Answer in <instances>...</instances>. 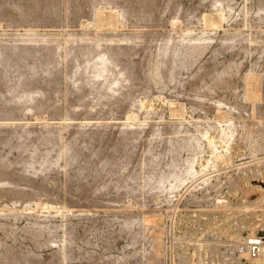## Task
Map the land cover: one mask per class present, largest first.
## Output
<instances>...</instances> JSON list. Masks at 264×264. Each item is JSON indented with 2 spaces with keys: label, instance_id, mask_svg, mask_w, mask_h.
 <instances>
[{
  "label": "rangeland",
  "instance_id": "rangeland-1",
  "mask_svg": "<svg viewBox=\"0 0 264 264\" xmlns=\"http://www.w3.org/2000/svg\"><path fill=\"white\" fill-rule=\"evenodd\" d=\"M1 53L0 264H257L264 0H0Z\"/></svg>",
  "mask_w": 264,
  "mask_h": 264
},
{
  "label": "built area",
  "instance_id": "built-area-1",
  "mask_svg": "<svg viewBox=\"0 0 264 264\" xmlns=\"http://www.w3.org/2000/svg\"><path fill=\"white\" fill-rule=\"evenodd\" d=\"M241 248L252 262L264 264V234L256 233L247 236Z\"/></svg>",
  "mask_w": 264,
  "mask_h": 264
},
{
  "label": "bare ground",
  "instance_id": "bare-ground-1",
  "mask_svg": "<svg viewBox=\"0 0 264 264\" xmlns=\"http://www.w3.org/2000/svg\"><path fill=\"white\" fill-rule=\"evenodd\" d=\"M19 5H20V4H19ZM21 8H22V7H21ZM167 48H168V47H167ZM181 48H182V47H181ZM178 49H179V48H178ZM178 49L173 50V55H174L175 58H176V57H181V54H180V53H181V52H180L181 49H180V51H179ZM186 49H187V48H186ZM186 49H185V50H186ZM21 50H22V49H21ZM2 51H3V50H2ZM5 51H6V50H5ZM17 51H18V50H17ZM42 51H43V50H42ZM165 51H166V50H165ZM182 51H183V50H182ZM45 52H46V51H45ZM168 52H169V51H168ZM185 52H186V51H184L183 53H185ZM2 53H3V52H2ZM2 53H1L0 55H2ZM14 53H15V52H14ZM20 53H21V52H20ZM39 53H40V51H39ZM109 53H110V52H109ZM165 53H167V52H165ZM3 54H4V53H3ZM87 54H88V53H87ZM168 54H169V53H168ZM6 55H7V54H6ZM14 56H15V55H14ZM20 56H22V55H20ZM31 56H32V55H31ZM110 56H112V54H111ZM183 56H186V55L183 54L182 57H183ZM2 57H3V55H2ZM39 57H40V56H39ZM3 58H4V57H3ZM5 58H6V57H5ZM7 58H8V56H7ZM17 58H18V57H17ZM102 58H103V56H102ZM107 58H108V56H107ZM9 59H10V57H9ZM104 59H106V58L104 57ZM10 60H12V59H10ZM26 60H27V59H26ZM36 60H37V59H36ZM39 60H40V59H39ZM48 60H49V59H48ZM1 61H2V59H1ZM4 61H6V60H4ZM16 61H18V60H16ZM100 61H101V60H100ZM180 61H181V60H180ZM7 62H9V60H7ZM21 62H22V61H21ZM21 62H20V63H21ZM25 62H26V61H25ZM27 62H28V60H27ZM105 62L107 63V61H105ZM181 62H182V61H181ZM3 63H4V62H2V65H1V66H3ZM10 63H11V61H10ZM13 63H14V61H13ZM33 63H34V62H33ZM33 63H32V64H33ZM103 63H104V62H103ZM27 64H28V63H27ZM29 64H30V63H29ZM34 64H35V63H34ZM182 64H183V63H182ZM5 65H6V64H5ZM7 65H8V64H7ZM12 65H13V64H12ZM19 65H20V64H19ZM98 65H99V64H98ZM8 66L10 67V65H8ZM13 66H14V65H13ZM16 66H17V65H16ZM20 66H23V65H20ZM20 66H19V67H20ZM30 66H31V65H30ZM36 66H37V65H36ZM36 66H35V67H36ZM44 66H45V65H44ZM92 66H93V65H92ZM96 66H97V65H96ZM175 66H176V65H175ZM5 67H6V66H5ZM9 67H8V68H9ZM19 67H18V68H19ZM27 67H28V66H27ZM27 67H26V68H27ZM94 67H95V66H94ZM100 67H101V64H100ZM28 68L30 69V67H28ZM101 68H102V67H101ZM101 68H99V69L101 70ZM103 68H104V67H103ZM4 69H5V68H4ZM6 69H7V68H6ZM11 69H12V68H11ZM13 69H14V68H13ZM13 69H12V70H13ZM18 70L20 71L21 68L18 69ZM18 70H17V71H18ZM30 70H32V68H31ZM36 70H37V69H36ZM36 70H35V71H36ZM103 70L105 71V69H102V71H103ZM169 70H170V69H169ZM171 70H172V69H171ZM9 71H10V70H9ZM14 71H15V70H14ZM47 71H48V70H47ZM104 71H103V72H104ZM156 71H157V70H156ZM21 72H22V71H21ZM98 72H99V71H98ZM106 72H107V71H106ZM10 73H11V71H10ZM22 74H24V73L22 72ZM93 74H94V73H93ZM99 74H100V72H99ZM105 74H106V73H105ZM157 74H158V73H157ZM100 75H101V74H100ZM25 76H26V75H25ZM106 77H107V76H106ZM27 78H28V77H27ZM105 79H106V78H105ZM117 79H118V78H117ZM119 79H120V78H119ZM117 82H118V81H117ZM119 82H120V81H119ZM9 86H10V85H9ZM10 87H11V86H10ZM2 95H3V94H2ZM22 96H23V95H22ZM24 96H25V95H24ZM26 97H27V96H26ZM99 97H100V96H99ZM0 98H1V97H0ZM13 98H14V97H13ZM20 98H21V97H20ZM259 98H260V97H259ZM21 99H22V98H21ZM28 100H29V99H28ZM28 100H27V101H28ZM21 142H22V141H21ZM21 142H20V143H21ZM23 143H24V142H22L21 144L23 145ZM24 145H25V143H24ZM24 145H23V146H24ZM66 147H67V146H66ZM48 149H49V148H48ZM69 150H70V149H69ZM34 151H35V150H34ZM66 151H67V150H66ZM66 153H67V152H66ZM72 153H73V152H72ZM48 159H49V158H48ZM40 162H41V161H40ZM45 163H46V162H45ZM39 165H40V164H39ZM42 166H44V165H42ZM168 166H169V165H168ZM29 168H30V166H29ZM40 168H41V167H40ZM45 168H46V167H45ZM157 172H158V171H157ZM146 176H147V175H146ZM160 176H161V175H160ZM164 176H165V175H164ZM167 178H168V177H167ZM147 179H149V178H147ZM263 234H264V233H263Z\"/></svg>",
  "mask_w": 264,
  "mask_h": 264
},
{
  "label": "water",
  "instance_id": "water-1",
  "mask_svg": "<svg viewBox=\"0 0 264 264\" xmlns=\"http://www.w3.org/2000/svg\"><path fill=\"white\" fill-rule=\"evenodd\" d=\"M262 234V233H261Z\"/></svg>",
  "mask_w": 264,
  "mask_h": 264
}]
</instances>
